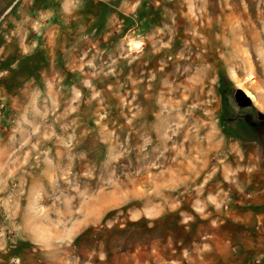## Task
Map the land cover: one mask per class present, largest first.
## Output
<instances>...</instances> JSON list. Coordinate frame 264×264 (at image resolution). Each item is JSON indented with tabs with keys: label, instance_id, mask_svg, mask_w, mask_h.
Wrapping results in <instances>:
<instances>
[{
	"label": "rangeland",
	"instance_id": "rangeland-1",
	"mask_svg": "<svg viewBox=\"0 0 264 264\" xmlns=\"http://www.w3.org/2000/svg\"><path fill=\"white\" fill-rule=\"evenodd\" d=\"M237 89L264 0H0V264H264Z\"/></svg>",
	"mask_w": 264,
	"mask_h": 264
},
{
	"label": "crops",
	"instance_id": "crops-1",
	"mask_svg": "<svg viewBox=\"0 0 264 264\" xmlns=\"http://www.w3.org/2000/svg\"><path fill=\"white\" fill-rule=\"evenodd\" d=\"M252 110L256 120L251 119V115L244 114L241 117L225 116V111L222 108V118L226 126H235L236 135L239 139H244L250 143V155H257L259 158V166L264 165V112L256 106L249 107ZM251 113V112H250ZM244 144V143H243ZM245 146V145H244ZM261 171V167L259 169ZM261 176V175H260ZM263 179V176L261 177ZM260 198V197H259ZM259 203H263V199H256Z\"/></svg>",
	"mask_w": 264,
	"mask_h": 264
},
{
	"label": "water",
	"instance_id": "water-1",
	"mask_svg": "<svg viewBox=\"0 0 264 264\" xmlns=\"http://www.w3.org/2000/svg\"><path fill=\"white\" fill-rule=\"evenodd\" d=\"M234 97L240 107L248 108L252 106V100L245 94L242 89H237Z\"/></svg>",
	"mask_w": 264,
	"mask_h": 264
},
{
	"label": "bare ground",
	"instance_id": "bare-ground-1",
	"mask_svg": "<svg viewBox=\"0 0 264 264\" xmlns=\"http://www.w3.org/2000/svg\"><path fill=\"white\" fill-rule=\"evenodd\" d=\"M245 94H246L250 99H252V100L255 99L254 95L251 94L249 91H246V90H245Z\"/></svg>",
	"mask_w": 264,
	"mask_h": 264
}]
</instances>
